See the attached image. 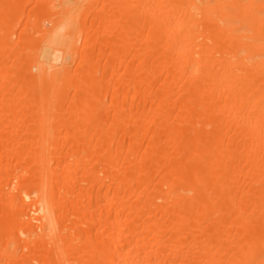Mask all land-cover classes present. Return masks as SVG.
<instances>
[{
	"label": "bare ground",
	"instance_id": "6f19581e",
	"mask_svg": "<svg viewBox=\"0 0 264 264\" xmlns=\"http://www.w3.org/2000/svg\"><path fill=\"white\" fill-rule=\"evenodd\" d=\"M0 264H264V0H0Z\"/></svg>",
	"mask_w": 264,
	"mask_h": 264
}]
</instances>
